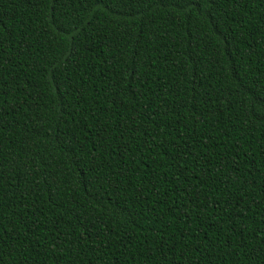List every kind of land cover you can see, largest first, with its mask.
Wrapping results in <instances>:
<instances>
[{
    "label": "trees",
    "instance_id": "1",
    "mask_svg": "<svg viewBox=\"0 0 264 264\" xmlns=\"http://www.w3.org/2000/svg\"><path fill=\"white\" fill-rule=\"evenodd\" d=\"M0 264H264V0H0Z\"/></svg>",
    "mask_w": 264,
    "mask_h": 264
}]
</instances>
